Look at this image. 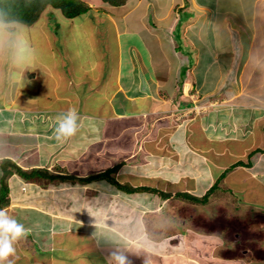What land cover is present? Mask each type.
<instances>
[{"label": "crops", "instance_id": "0c3cea01", "mask_svg": "<svg viewBox=\"0 0 264 264\" xmlns=\"http://www.w3.org/2000/svg\"><path fill=\"white\" fill-rule=\"evenodd\" d=\"M80 1L91 10L54 33L50 7L39 25L0 22V163L37 172L6 179V209L30 230L15 244L25 264H108L117 247L132 264H264V227L249 231L264 226V0ZM73 29L87 52L74 51ZM30 85L45 101H29ZM71 108L84 120L57 141ZM119 165L115 181L140 190L79 181ZM227 215L247 226L230 241L210 225Z\"/></svg>", "mask_w": 264, "mask_h": 264}, {"label": "trees", "instance_id": "16d2710c", "mask_svg": "<svg viewBox=\"0 0 264 264\" xmlns=\"http://www.w3.org/2000/svg\"><path fill=\"white\" fill-rule=\"evenodd\" d=\"M125 1L126 0H105V2L111 6H121ZM47 7L59 10L62 16L68 20L85 15L91 10L87 4L80 0H0V22L3 24H20L24 26H32L39 20L42 12ZM54 22L53 15L51 14V16H49V24L51 23L55 25ZM54 28L56 30L58 26H54ZM0 165L2 166V179L0 181V208L6 209L9 206L6 179L11 175V173H13L12 171L24 179H31L37 174V172L34 170L31 172L21 170L10 161H3L0 163ZM119 168L120 165L98 175L90 176L85 179H79V181L89 182L93 180H106L115 186V188L123 192L127 191L128 193H135L137 190H140L133 189L130 186L120 185L115 181L113 175L117 173ZM142 190L150 191L148 189ZM151 192L155 191L151 190ZM211 193L212 189L210 190L209 194ZM162 196L169 197V195ZM180 196L195 203H204L207 200V197L197 198L189 194H182Z\"/></svg>", "mask_w": 264, "mask_h": 264}, {"label": "rangeland", "instance_id": "374dc122", "mask_svg": "<svg viewBox=\"0 0 264 264\" xmlns=\"http://www.w3.org/2000/svg\"><path fill=\"white\" fill-rule=\"evenodd\" d=\"M244 4V6H246V7H248L249 6V4L248 3H243ZM53 20L55 21L54 23H55V25H53V24H49L48 22L46 23L47 25H46V27H51V29L49 28V30L52 32V33H54V31H55V28H54V26H59V27H62V26H66L67 24H64V23H66V20H65V18L63 17V16H61L60 15V13L59 12H57V14L56 15H53ZM41 22H42V20H39V23H38V25L39 24H41ZM44 22V21H43ZM79 23H81V21L80 20H77L76 22H75V25H78ZM36 24V23H35ZM37 25V24H36ZM69 26H72V25H69ZM85 28L86 29H89V26H88V23L85 25ZM22 29V28H21ZM71 32V30H67L66 32H65V36L68 34V32ZM73 32L74 33H77V40H78V42H77V44L75 45V49H74V51H76V52H80V53H85V52H87V48H89L90 47V45L88 44V42L85 40V39H83L84 38V36H83V34H84V31L83 30H81V31H77L76 29H73ZM29 35L27 36V38L29 39V40H32L33 39V41H34V38H35V34L33 33V30H29ZM21 34L22 35H24L25 36V30H23V31H21ZM69 47H72L73 48V45H70ZM22 48V50L21 51H19V53H18V58H20V57H22L21 59H22V61H20L19 62V65H20V67L25 63V59H26V57H27V50H26V48L25 47H21ZM29 53V55L31 54V52H28ZM33 53V55H34V57H35V55L37 56V54H38V49H36V51H35V48H34V51L32 52ZM8 59V52H7V55H6V57L3 59L4 61H6ZM36 61V60H35ZM41 61H42V59H41ZM77 64H78V61H75ZM194 62H196V61H193L192 62V64H194ZM205 61H201L200 62V68H202L204 65H205V63H204ZM263 62V61H262ZM261 62V63H262ZM264 63V62H263ZM28 64H29V61H28ZM81 64L82 65H88L89 64V61L88 62H85L84 60H81ZM257 67H263V65L262 64H258L257 65ZM14 68L15 69H17V66H14ZM28 70H31V72L33 73V71H32V68L31 67H28L27 68ZM25 70H26V68H25ZM250 72V71H249ZM247 73V72H246ZM40 76H42V78L45 80V77H44V75L41 73V75ZM257 83H259V82H257ZM256 83V84H257ZM255 84V85H256ZM52 83H47L46 84V88L48 89V90H50L51 89V87H52ZM255 85H253V86H255ZM51 86V87H50ZM250 86H251V84H250ZM258 86L261 88V85L260 84H258ZM26 88H27V90H30V92H29V94H28V98H29V101L30 102H32V101H34L36 104H38V101L40 102V101H45V97H46V93H45V89H44V91H43V93L42 94H37L36 93V90H35V92H33V86H26ZM32 88V89H31ZM246 88V87H245ZM244 89V88H243ZM248 89H249V87H248ZM254 90V92H255V88H253ZM259 89V88H258ZM252 92V91H251ZM248 93V92H247ZM254 98L255 99H257L258 100V102H256V105L257 106H262V107H264V95H263V93H257V96H254ZM254 99V100H255ZM215 101H217V102H219L220 104H221V102L220 101H218L219 99H214ZM256 100V101H257ZM260 101V102H259ZM230 102L229 101H224L223 102V104L222 105H226V104H229ZM253 103H255V102H253ZM137 149H139V147H137ZM137 149H136V152H137ZM140 153V152H139ZM142 153V152H141ZM117 159H121V158H117ZM106 181V180H105ZM105 183V182H104ZM183 185V184H182ZM99 196H100V194H99ZM176 197V196H175ZM173 202H175V201H173ZM178 203V201L177 202H175V204H176V207L174 208V209H171V212L172 213H174V216L173 217H175L176 219H175V224H177V225H180V222L182 221V218H183V216H182V214H180V215H177V211H178V206L181 208V206L180 205H178L177 204ZM195 208H197L196 206H194ZM181 209H179V211H180ZM204 211H206V210H204ZM233 210L231 209H227V213H229V212H232ZM113 212H116V210L115 211H113ZM176 212V213H175ZM194 212L196 213L197 211H195V209H194ZM264 212V211H263ZM165 213H163V215H164ZM216 216H218V213H217V215ZM222 216H224L223 214H222ZM229 216H231L230 214H229ZM229 216L227 215V217L228 218H221L220 219V222H216V220L217 219H214L215 220V222H211V227H213V226H215V225H217V227L220 229V230H224L225 232H227L229 235H227V240H229L230 241V239H234L236 236H238V235H240L242 232H243V230L246 232V227H244V226H241V223H240V221L238 220V219H230L231 221H234V223H231V225H229L230 223L229 222H225V221H228L229 220ZM37 217H36V221H37ZM244 219V218H243ZM194 224H196V222L194 221ZM264 226L263 225H258V226H255V225H251V228H250V230L249 231H252V232H250V234H253L254 232H260V229L261 228H263ZM195 228H197V227H195ZM212 229V228H211ZM264 229V228H263ZM214 230V229H213ZM214 231H216V230H214ZM210 232H213L212 230L210 231ZM217 232V231H216ZM230 236V237H229ZM243 236H244V238L246 237H248V239H251L252 238V236H248V234H243ZM89 242L87 243V244H89V245H91V244H93L94 242H93V238L91 237V236H89ZM24 243V242H23ZM21 248V247H20ZM22 250H24V248L22 247L21 248ZM22 250H17L16 251V254H18V256L16 257V259L15 260H13V264H15L14 263V261H16L17 263L16 264H25V261L23 260L24 258L22 257L23 256V252H22ZM264 254V251H262V250H260V249H258V250H255L254 251V254H256V255H260V254ZM105 256H106V254H105ZM52 261H54V259L52 260ZM59 262H61L62 261V259H59L58 260ZM80 260L79 259H77L73 264H80V262H79ZM99 260H97L96 261V263H93L92 261H91V263L92 264H97V262H98ZM78 262V263H77ZM100 263L101 264H105V261H103L102 262V260H100ZM69 264H72L71 262H69Z\"/></svg>", "mask_w": 264, "mask_h": 264}, {"label": "clouds", "instance_id": "9594fccd", "mask_svg": "<svg viewBox=\"0 0 264 264\" xmlns=\"http://www.w3.org/2000/svg\"><path fill=\"white\" fill-rule=\"evenodd\" d=\"M83 120L84 117L75 108L58 115L53 132L55 139L62 141L75 136ZM29 231L23 223L10 216L7 209L0 208V264H13L17 251L15 244L26 238ZM108 264H132V261L126 250L117 247L109 252ZM145 264H148L147 259Z\"/></svg>", "mask_w": 264, "mask_h": 264}, {"label": "bare ground", "instance_id": "6f19581e", "mask_svg": "<svg viewBox=\"0 0 264 264\" xmlns=\"http://www.w3.org/2000/svg\"><path fill=\"white\" fill-rule=\"evenodd\" d=\"M9 142V141H8ZM66 207V206H65Z\"/></svg>", "mask_w": 264, "mask_h": 264}]
</instances>
